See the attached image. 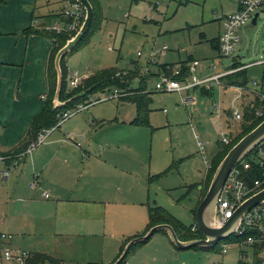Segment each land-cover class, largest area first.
Masks as SVG:
<instances>
[{"label":"crops","instance_id":"1","mask_svg":"<svg viewBox=\"0 0 264 264\" xmlns=\"http://www.w3.org/2000/svg\"><path fill=\"white\" fill-rule=\"evenodd\" d=\"M15 1L19 2L17 6L10 5L15 19L9 14L7 19L0 18V205L4 208L0 236L13 237L10 242L0 240V246L46 254L62 264H113L128 240L146 232L149 209L162 207L157 198L151 201L150 193L151 183L168 174L161 165L153 166L151 109L149 126L142 127L134 124L137 105L130 101L131 97L101 102L69 118L25 158L6 156L26 140L48 97V67L54 44L39 32L42 27L68 22L63 15L64 0H47L43 4L39 0H12ZM37 10L41 13L35 16ZM224 18L214 41H219ZM80 50L68 55L66 65L81 82L100 70H120L110 67L95 71L87 67L82 74L81 70L71 69L73 57ZM226 79L229 77L222 82ZM261 83L264 85V76ZM198 90L211 96L215 88L204 86L190 91ZM249 95L248 91L239 94L242 108L248 106L247 101L254 105L255 99L252 102ZM101 97L95 94L90 99ZM223 111L213 109L212 114L220 117ZM218 153L211 159L205 157V163L209 162L207 174ZM163 162L171 164L172 157L164 155ZM13 166L4 180L1 173ZM206 179L207 175L200 184L198 207ZM158 234L135 248L124 264H169L171 257L179 258L168 236L161 233L156 238ZM263 251L264 246L252 248L251 254L258 256L255 264H263ZM226 255L221 262L231 264Z\"/></svg>","mask_w":264,"mask_h":264},{"label":"rangeland","instance_id":"2","mask_svg":"<svg viewBox=\"0 0 264 264\" xmlns=\"http://www.w3.org/2000/svg\"><path fill=\"white\" fill-rule=\"evenodd\" d=\"M46 1L39 0V4ZM16 3L19 2L0 0V18L7 19L6 15L9 14L15 19L10 5L17 6ZM100 4L103 15L101 29L82 51L74 55L70 68L81 70L82 74L87 67L95 71L110 67L120 69L118 73L130 79V89L147 82V92L151 93L152 99L153 128L149 131L153 166L161 165L163 172L168 173L159 182L151 183V201L157 198L162 207L190 227L195 222V210L199 208L200 184L209 168L205 157L211 159L216 152L224 149L222 133L232 140L241 132L242 121H234V112L244 113L242 100H239L241 92L235 88L240 85L232 84V79L222 83L235 86L232 88H221L213 83L215 90L211 96H207L200 90L158 92L155 84L158 76L164 73L162 67L168 66L166 69L171 72L185 70L183 74L187 76L189 61L198 60L201 66L196 75L201 79L231 70L233 63L241 64L249 68L246 71V88L261 90V87H253V83L261 82L264 76V13L256 26L249 24L240 30L241 42L235 55L223 58L212 46V41L220 35V20L236 11L237 4L232 0H100ZM49 10L51 13L52 8ZM39 13L41 11L37 10L35 16ZM211 66L217 67L214 73L210 71ZM107 92H99L96 96L101 97ZM248 92L253 102L258 96L252 91ZM189 98L196 101H188ZM251 104L249 101L246 103ZM214 106L230 112L231 116L224 111L220 117L212 114ZM199 143H202L203 149ZM164 155L172 157L171 164H161ZM173 163H177L178 168L172 172L169 168ZM204 188L205 185L203 193ZM0 196L3 197V191ZM3 213L4 208L0 205V234L3 232ZM160 234L156 238L162 236ZM221 244L226 247L230 245L226 253L228 260L231 264H239L238 246L230 242ZM174 249L180 257H171L169 264H223L221 261L227 259L222 252L181 251L175 246ZM251 252L252 249H249L245 262L255 264L258 256ZM261 258L264 264V251Z\"/></svg>","mask_w":264,"mask_h":264},{"label":"built area","instance_id":"3","mask_svg":"<svg viewBox=\"0 0 264 264\" xmlns=\"http://www.w3.org/2000/svg\"><path fill=\"white\" fill-rule=\"evenodd\" d=\"M238 6L239 9L234 13L227 15L222 22V33L219 37V56L223 58H230L235 55L237 46L241 42V36L239 34L240 30L252 24L256 26L258 20L262 13H264V0H232ZM258 14L256 25L253 24V19ZM64 17L68 22L64 25L60 23H55L53 26L42 27V31L56 32L58 34H67L70 39H73L75 35L80 31L84 20L86 18V11L84 7L78 2V0H64ZM140 54V53H139ZM153 59V56L151 60ZM153 61V60H152ZM201 66L200 61L195 60L191 62L188 69V74L185 76L182 70H176L171 72V75L168 73H162L158 76V81L155 84V90L158 92H189L190 90L198 87H207L212 88L213 83L218 86H225L220 82L221 79L226 77L231 73L238 72L246 68H238L236 70H228L223 73L212 74L206 78H199L196 75L197 70ZM217 70L216 66H211L210 71L213 73ZM81 79L77 73L69 72L68 76V88L73 90L76 89L81 84ZM261 87V90L253 89L249 90L246 87H237V89L243 93L244 91H252L261 100L264 102V85L261 82H254L253 87ZM132 91L129 89H113L112 91L105 94L98 100H89L85 103L78 105L72 110H68L59 115V122L56 126L50 129H43L39 134L35 142H33L27 150L20 155V159L25 158L29 155L36 147L43 144L44 141L48 138L53 130L62 125L69 118L87 110L89 107L96 105L101 102L115 100L119 98H126L132 95ZM241 95V94H240ZM46 99V98H43ZM215 111H218L219 108L214 106ZM257 116L262 117L263 111H257ZM234 121L241 122L243 121V114L240 111L234 112ZM222 143L225 145L230 144L231 139L226 133H222ZM199 146L203 149L202 143H199ZM259 155V156H258ZM258 157L253 158L252 161L257 163L260 168L264 169V141L258 146L257 155ZM207 164L209 162L207 161ZM252 167L251 161L245 160L238 164L230 173L224 187L220 198L218 200L217 207V223L220 227L225 226L230 219H232L236 209L250 197L251 194H255L258 191L263 189L264 180H256L254 185L250 187L243 179L245 172L249 171ZM14 170V166L8 170L1 173L2 178L7 180L9 175ZM37 183H34L33 186H36ZM46 198L50 196L45 194ZM197 227L193 228V231H196ZM248 233H250L248 235ZM240 240L238 242L232 243V245L238 246L240 250V264H248L245 262L247 257V252L249 249L254 248L256 245L264 246V205H259L251 209L243 217L240 226L236 229L235 234L233 235ZM13 239L12 236L1 235L0 240L3 242H10ZM228 247L222 246V253L226 254ZM30 253L23 250H15L8 247L7 245L1 244L0 246V264H26L27 259L29 258Z\"/></svg>","mask_w":264,"mask_h":264},{"label":"trees","instance_id":"4","mask_svg":"<svg viewBox=\"0 0 264 264\" xmlns=\"http://www.w3.org/2000/svg\"><path fill=\"white\" fill-rule=\"evenodd\" d=\"M89 1L92 4L93 9H94V17H93L90 30L86 34V36L82 39V41L78 44V46L74 50H72L70 53H68L66 56H64L61 61V66H62V71H63V87H62V91L60 95V100L65 102L75 97L76 99L73 100L70 104H68L62 109L53 110V98L55 95L56 85H57V72L55 70L54 61H55V57L57 53L62 47L65 46L67 41L70 40V37L65 33L58 34L56 32H49V31L39 32L45 37H47L48 39H51L54 44L51 57H50L49 67H48V97L46 99V104L43 109V112L34 119L30 127V130L28 132L26 140L17 149H15L11 154L6 155V156L20 157V155L23 154L27 150V148L33 142L37 140L38 134L43 129H50L58 124L60 114L68 110H72L82 103H85L87 100H89L91 95H95L99 92H105L111 89L112 90L113 89L127 90L128 88H130L131 86L130 79H126V77H123L120 73H118V70L113 69V68L100 70L92 74L90 77L86 78L76 89L71 90L68 88L69 71L66 65V58L68 57V55L76 51H79L84 46L88 45L91 37L98 30H100L101 24L103 21V15H102V10L100 7L99 0H89ZM213 47L218 50L219 41H214ZM189 62L191 63L192 60ZM167 67L168 66H164L161 68V70L171 75V71H168L166 69ZM240 67L242 66H239V64H234V68L238 69ZM182 72L185 73V70H182ZM186 72H187V69H186ZM238 72L230 76H226V77H229V79H232V82H231L232 84L236 83L238 85L240 84L239 87H247L246 69L240 70ZM238 81H242V82H238ZM232 84H230L229 86H232ZM130 90L134 92V94L129 99L130 101L134 102L137 105V118L134 121V124L137 126L148 127L149 126V115H150L149 107L151 105L152 100H151V93L147 92L148 90L147 82L145 81L141 82L138 88L130 89ZM259 110L263 111L262 117H258L256 114L257 111ZM262 121H264V102L260 101V99L256 97L254 105L251 104L244 108L241 132L234 139L231 140L230 144L228 145L223 144L224 149H222L217 155L213 157L212 165L207 174L206 185L204 188L202 200L204 199L209 189L212 178L216 172V169L221 163V161L223 160V158L227 155V153L232 149L234 145H236L243 137H245L248 133H250L253 129H255ZM257 150H258V147L247 158H245V160L251 161L252 163L251 169L245 172L243 175L244 181L250 187L254 185V182L256 180H264V169L260 168V166L257 163L252 161L253 158H256L259 156V155L256 156ZM176 167H177V164H175V166L171 167L169 170L172 171ZM252 195H254V193L251 194L250 196ZM158 225L172 226L174 230L176 231L179 239L182 241H191V240L202 238V234L198 231V229L196 231H193V228L195 227V225L188 227L184 223L176 219L173 215H171L163 207L156 206V207L149 209V225H148L146 232L143 235H145L151 228L158 226ZM160 233L165 234L164 232H160ZM249 234L250 233H248V235ZM133 239L135 238L128 240L126 245ZM243 239L244 237L238 239L235 236H232L231 238L223 242L234 243V242H238ZM221 243L216 248L211 249L209 251H213L215 253H221L222 252ZM143 244H138V245L133 246L128 252V255L121 262V264H124L126 262L127 258L132 253V251H134L135 248L142 246ZM125 246L120 252V255L118 256V258L123 253ZM255 247H258L259 249H261L263 245H256ZM195 250H199V249H195ZM117 259L115 260V262L117 261ZM47 263L62 264L59 260L49 255L40 254V253L30 254L26 262V264H47Z\"/></svg>","mask_w":264,"mask_h":264},{"label":"water","instance_id":"5","mask_svg":"<svg viewBox=\"0 0 264 264\" xmlns=\"http://www.w3.org/2000/svg\"><path fill=\"white\" fill-rule=\"evenodd\" d=\"M78 2L84 7L86 11V18L80 31L73 39L67 41L65 46L59 50L55 57L54 66L57 72V85L53 98V110L62 109L76 99L75 97L65 102L60 100L63 87V71L61 61L63 57L74 50L86 36L90 30L94 17V9L89 0H78ZM258 16L259 15L256 14L253 19L254 25H256ZM263 141L264 121L243 137L236 145H234L217 167L209 189L200 203L196 214L195 226L202 234L201 239L182 241L179 239L172 226L158 225L151 228L145 235L131 240L125 246L123 253L114 264H121L133 246L148 242L156 233L160 232H164L169 237L171 243L181 251L190 249L211 250L216 248L221 242L231 238L235 234L236 229L240 226L246 213L256 206L264 205V188L246 199L236 209L232 219H230L223 227L218 225L216 219L218 200L231 171L243 160H245V158H247Z\"/></svg>","mask_w":264,"mask_h":264}]
</instances>
